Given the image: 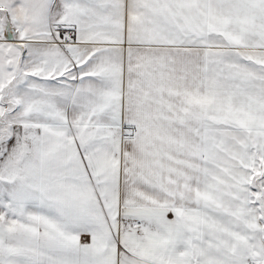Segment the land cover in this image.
<instances>
[{
  "label": "snow or ice",
  "instance_id": "1",
  "mask_svg": "<svg viewBox=\"0 0 264 264\" xmlns=\"http://www.w3.org/2000/svg\"><path fill=\"white\" fill-rule=\"evenodd\" d=\"M0 264H264V0H0Z\"/></svg>",
  "mask_w": 264,
  "mask_h": 264
}]
</instances>
